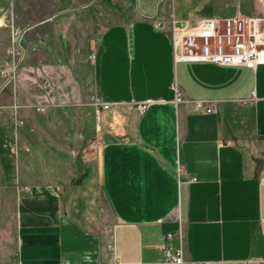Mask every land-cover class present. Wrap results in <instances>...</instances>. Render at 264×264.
I'll return each instance as SVG.
<instances>
[{"label": "crops", "instance_id": "0c3cea01", "mask_svg": "<svg viewBox=\"0 0 264 264\" xmlns=\"http://www.w3.org/2000/svg\"><path fill=\"white\" fill-rule=\"evenodd\" d=\"M237 14L264 0H0V66L15 29L21 52L0 75V264H177L163 245L264 264V52L177 60L171 34Z\"/></svg>", "mask_w": 264, "mask_h": 264}, {"label": "built area", "instance_id": "2783aa9c", "mask_svg": "<svg viewBox=\"0 0 264 264\" xmlns=\"http://www.w3.org/2000/svg\"><path fill=\"white\" fill-rule=\"evenodd\" d=\"M161 26L160 22L156 23ZM172 41L175 49V58L184 61L208 60L222 64H242L251 68L263 59L264 52V16L259 15H234L224 18L208 17L199 21L191 19H172L171 24ZM20 30L15 29L9 52L12 57L0 66V75L4 79H12L17 70L18 59L15 55L20 54L17 38ZM91 57H95L92 54ZM184 95L176 86V103L184 100ZM198 108L206 112L216 110L213 101L206 98L191 99ZM97 106L108 107L99 96L93 97ZM145 106V105H144ZM44 110L45 106H37ZM21 123L22 120L20 119ZM196 179L192 177V180ZM171 232L166 233L170 238ZM166 260L183 264L184 251L182 248L173 249L171 246L163 245ZM202 264H208L204 262Z\"/></svg>", "mask_w": 264, "mask_h": 264}, {"label": "rangeland", "instance_id": "374dc122", "mask_svg": "<svg viewBox=\"0 0 264 264\" xmlns=\"http://www.w3.org/2000/svg\"><path fill=\"white\" fill-rule=\"evenodd\" d=\"M14 167H15V165H14Z\"/></svg>", "mask_w": 264, "mask_h": 264}]
</instances>
